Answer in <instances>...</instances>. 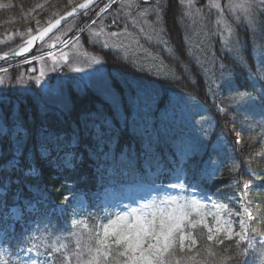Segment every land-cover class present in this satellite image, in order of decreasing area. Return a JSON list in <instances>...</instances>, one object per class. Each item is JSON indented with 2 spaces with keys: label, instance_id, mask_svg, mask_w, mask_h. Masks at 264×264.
Masks as SVG:
<instances>
[{
  "label": "trees",
  "instance_id": "1",
  "mask_svg": "<svg viewBox=\"0 0 264 264\" xmlns=\"http://www.w3.org/2000/svg\"><path fill=\"white\" fill-rule=\"evenodd\" d=\"M80 1L12 0L11 5L0 8V53L18 45L28 35ZM149 1L145 4L144 0H139V5L136 8L127 7L131 8L128 11L123 10L126 6L121 9V4L111 7L113 11L121 10L120 23L131 29L136 27L129 20H134L139 14L148 24H156L158 34L153 33L152 29L143 37L138 34L136 49L139 51L104 47L91 42L85 32L82 35L86 48L103 60L112 85L116 88L113 95L122 96L126 101L119 114L111 107L107 92H102L94 85L86 84L80 88L74 85L71 78L63 83L65 76L55 74L62 83L53 88L56 77L51 73V83L43 88L27 76V73L34 74L27 63L2 73L7 76V86L0 93V117L11 131L19 123L27 129L17 156L19 166H8L7 169L0 167V225L8 230L5 242L14 251L21 245L59 251L56 257L57 263H60L62 257L59 256H63L64 249L62 239H57L56 231L66 230L67 227L52 211L57 204L84 193L89 205L97 209L104 188L137 180L170 185L179 176L183 177L188 189H197L224 201L240 193L244 182L249 184L243 197L251 213L247 226L254 248L250 251L256 253L255 264H264V132L256 128L254 117L247 113L235 95L236 92H251L258 97L257 102L260 101L258 103L264 106V98L260 95L264 88V63L259 65L255 57L259 53L264 56V11L259 16L254 32L241 26L237 28L239 43L234 51L227 48L216 53L207 44L209 39L214 42L208 32L196 34L197 27L211 30L206 25L212 22L205 15L207 0L197 2L204 17L202 24L196 23L189 14L184 3L187 0H183V6L178 0H159L163 15L157 22L155 13H143L144 5L156 7L154 0ZM103 3L104 0L68 22L54 35L68 28H79L85 23V17L94 13ZM29 28L32 29L31 33ZM221 61L225 63L238 91H228L222 81L217 79ZM35 72L40 73L38 66ZM117 74L133 85L123 84ZM74 75L75 78L79 77L76 73ZM19 77H23V82H20ZM253 77L258 80L254 91ZM142 84H150L148 88L155 96L154 108L148 114L141 111L135 98L139 90L135 92L134 85ZM174 93L196 97L207 106L216 120L207 139L205 152L201 155L203 149L198 147L183 161L173 147L174 141L149 134L151 125L148 120L145 121L147 116L150 118L161 110H168L172 102L171 94ZM97 113H102L104 118L121 128L118 143L110 149L104 147L103 151L108 153L106 156L96 150L94 140L87 133H82L79 140H74L76 146L67 145L63 150L73 152L72 165L60 163L59 156L54 159L55 151L42 154L38 147L42 128L71 142L73 130L82 129L84 123L95 119ZM125 115L128 116L127 128L122 126ZM143 124L146 127L141 130ZM221 135L227 136L228 144L233 147L225 152H220L218 148L210 150ZM12 136L8 132L0 137V166L13 157V145L18 137ZM176 138L175 132L173 139ZM167 155H172V158H167ZM217 160L220 162V166H217L219 171L214 177L212 175V178L206 179L208 177L202 176L203 164L209 166ZM32 167L37 173L25 171ZM237 180L240 184L236 183ZM35 200H40L38 211L25 210L23 213L26 222L36 218L39 223L36 235H31L30 225L25 230V223L13 221L6 215L11 207H25ZM207 235L203 225L192 229L191 236L196 243L183 251L178 250L175 259L180 264H242L238 252L244 248L243 243L238 248L236 239L218 237L208 241ZM219 240H223V244L218 243ZM209 250L213 255L209 254ZM247 264H253L252 258H248Z\"/></svg>",
  "mask_w": 264,
  "mask_h": 264
},
{
  "label": "rangeland",
  "instance_id": "2",
  "mask_svg": "<svg viewBox=\"0 0 264 264\" xmlns=\"http://www.w3.org/2000/svg\"><path fill=\"white\" fill-rule=\"evenodd\" d=\"M157 2V0H154L155 6L157 5ZM197 2L198 0H187L184 3L193 20L196 23L202 24V22H204V17L201 9L197 5ZM109 3L110 0H104V3L101 4L94 13L85 17V23L79 28L75 30H73V28V31L68 28L67 31L54 35L50 41H48V44H45L40 48L39 54L42 56H36L31 59L30 62H27L30 72L34 73L33 75L27 73V76L31 78L32 81H34L33 78L39 77L40 73L37 74L35 72L38 66L40 71L43 70L45 74L40 78V83L36 84L42 86L43 88H47V85L51 83V73H53L55 77L56 75L62 74V76H65L63 83H66L67 80L71 78L74 85L80 88L84 87L86 84H91L92 86L94 85V87L100 88L102 92H107V94L111 97L116 88L114 89V86L112 85L113 83L109 78L101 57L86 48L82 39L83 33L85 32L87 34L86 38L93 43H97L102 46L107 44L110 48L130 51L137 50L136 44L139 42V37H143L150 29H152L153 33L156 32L158 34V29L156 28V24H148L141 14H139L138 17H134V20H129V22L136 27L135 29H131L126 24L120 23L119 19L121 17V10L113 11L111 8L121 4V9L126 6L123 10L128 11L131 8L127 7L136 8L139 5V0H111V6L108 7L106 11L101 13V9H104ZM241 3H244L246 6H251L254 10V15L251 13H245V11L239 7L229 8L230 4L238 5ZM11 4L12 0H0V8L5 6L8 7ZM216 4H219L223 11L217 9L215 7ZM153 7L154 6L152 5H144L143 13H145L146 9H151ZM263 11L264 0H207V13H205V15L207 20H212V22H209V24L206 25L210 27L211 30H203L201 27H197L196 34L202 35L203 31L208 32V36L211 35L214 42L209 39L207 44L216 53H220L227 48L234 51L239 43L236 31L237 28L241 26L247 28L248 31L254 32L256 30V23ZM149 12L151 11H148L147 13ZM90 17L92 18L90 19ZM114 19L116 21L115 24L112 23ZM93 20L96 22L92 23ZM125 29H127L126 32L124 31ZM141 29H143V31H141ZM113 32H116L117 35L111 36L110 34ZM138 34L141 35L138 37ZM217 38H219V40ZM64 41H67V46H65ZM215 43L217 44L215 45ZM137 51H139V49ZM49 53H51V55H49ZM65 56L67 57L66 63L64 62ZM255 57L259 65L264 63V56L261 53L257 54ZM237 58H240V60L242 59L239 56ZM53 67L56 68L55 71L52 70ZM77 67L82 68L83 70L79 72L75 71L74 69ZM62 68L65 69V72ZM33 69H35V71H33ZM226 69L227 67L225 63L221 61L219 64L217 79L222 81V78L230 77ZM66 73H68V75ZM74 73L78 74L79 77L75 78V75L72 76ZM6 77V75L0 73V78L4 81V83L0 85V93H2L7 86ZM118 77L123 84L128 83L123 77L119 75ZM212 77L214 79L213 75ZM60 81L61 79L57 80L56 77L53 83V88H56V85L61 84L62 82ZM128 84L133 85L130 82ZM149 85L150 84L134 85L135 92L139 90L138 93H135L137 94L135 98L138 103V107H140L142 112H147V114L154 108L156 102L154 100L155 96L152 93V90L148 88ZM26 87L27 89H32L30 86ZM241 93L247 92H236L235 95L238 97V101L243 107L245 105L247 110L254 114L260 110L258 108L259 106L264 112V107L256 105V103L246 102L242 99L240 95ZM173 98L174 104L171 108H168L166 111L161 110L158 112V115L151 116L150 118L147 116L145 121L148 120V123L151 125L149 134H153L156 138L163 137L167 140L172 139L174 141L173 147L176 152L178 151L180 160L183 161L193 149H196V144L203 147L206 146L205 139H208V136L212 131L214 121L211 113H208L206 106L195 97L177 94L173 95ZM236 105L239 106L238 103H236ZM153 114H156V112H153ZM257 115L260 117L262 124V128L259 127L258 129L264 131V115H261L260 113ZM139 121L141 122L143 119H139ZM145 127L146 126L144 125L141 130L145 129ZM0 128H7L8 130V127L3 122L1 117ZM176 131L177 133L181 131H188L189 133L194 132L195 135L192 138H183L180 134H177V138L173 139V134ZM13 135L16 136V127L13 128ZM165 142L167 141L165 140ZM225 146L226 144L224 140L218 139L212 150L216 147L223 149ZM166 151H168V149ZM181 152H183L184 155H181ZM167 158L171 159L172 155H167ZM69 159L70 156L67 158V161ZM216 165L217 163L212 162L210 167L215 169ZM206 169L207 167L203 169L204 174L210 175V171ZM169 197L178 198L181 204H183L186 200L200 201L205 206L202 210L203 213L206 214L205 222L208 226L213 228L214 238L219 235L225 236L223 231L219 234L215 233V228L217 227L216 218L221 220L222 223L220 227L222 228H226L228 224H231L234 233L240 231V219H245L247 223L248 216L243 215L245 206L243 198L241 199L239 194L234 198V204L230 205L227 202L215 200L205 196L196 190H192L188 193L185 190V187L180 188L165 186L161 188V186H152L149 183H143L142 181L126 183L118 189L111 190V194H104V198L102 200L104 205L101 208L102 210L95 209L94 211L83 213V208L81 209V206L84 205L83 201H76L71 208L68 206L58 207V212L63 217L69 219V222L66 223H68L70 230L63 229L61 231H56L57 239L61 238L62 243L70 241L73 249V251L63 254L62 258L64 260V264H79L77 256L74 255V253L77 252H83L84 255L82 259L87 258L86 245L90 243V237L97 230V226L100 223H107L106 220L100 219L104 217L106 213H111V218L114 219L117 214L131 212L132 209H141L142 205L152 204L153 202L159 204L162 199ZM214 204H227L228 207L217 209L213 207ZM35 206L36 204H33L31 206L32 209L35 208ZM215 213H219V216L214 218L213 214ZM10 214L14 220H18L21 218L22 210L20 207L15 206L11 209ZM193 218L199 219V217H196L195 215H193ZM85 225L87 227H85ZM188 228L191 227H186L185 233H189L187 230ZM4 236L5 232L0 230V264H25V262L29 260H35L36 264H55L53 262V259H55L54 253L43 255L32 247L22 248L24 250L21 249L17 255H14L13 258H11L10 250L3 242ZM233 238L236 237L234 236ZM77 243L80 245L79 248H77ZM189 243L190 240L185 239V246L189 245Z\"/></svg>",
  "mask_w": 264,
  "mask_h": 264
},
{
  "label": "snow or ice",
  "instance_id": "3",
  "mask_svg": "<svg viewBox=\"0 0 264 264\" xmlns=\"http://www.w3.org/2000/svg\"><path fill=\"white\" fill-rule=\"evenodd\" d=\"M178 2L183 6V0H178ZM92 0H87V3H81L77 7H72L71 11L67 12V16H73L78 12V9H88ZM145 4H148V0H144ZM111 6V0L104 9H101V13L106 11L108 7ZM215 7L220 11L219 4ZM239 7L242 8L245 13H251L254 15V10L251 6H246L244 3L238 5H229V8ZM148 11L155 13L156 21L159 22L161 16L163 15L162 5L157 2L156 7L151 9H146L145 14ZM66 17L61 16L55 20L53 23L49 21L47 28L39 32V39L43 40L44 36L60 24L61 20ZM96 21L93 20L92 23ZM113 24L116 23L115 19L112 21ZM39 24V21H37ZM31 33L32 29H28ZM125 32L127 29L124 30ZM143 31V29H141ZM163 29H161V32ZM111 36H116L117 33L113 32ZM37 39L36 36H32L30 39L26 40L24 45L14 49L11 53L5 52L0 55V60H6L14 58L17 55H22L23 53L30 51L34 41ZM65 46H67V41H64ZM104 47H108L107 44ZM51 55V53H49ZM27 60V57H25ZM30 62V61H29ZM64 62H67V57L65 56ZM98 62V61H97ZM55 63V61H54ZM55 71V67L52 68ZM75 71H82V68H75ZM6 71V69H4ZM35 71V69H33ZM44 71H40V76L33 78L35 83H40V78L44 76ZM20 82H23V77H19ZM4 83L3 79L0 78V85ZM222 83L228 89V91H238V88L234 85L233 79L231 77L222 78ZM255 83H258L255 77H253V91L255 90ZM242 99L246 102L255 103L256 98L251 92L241 93ZM261 98H264V88L261 90ZM111 107L113 110L119 114L124 108L126 101L122 96L111 95ZM123 128H127L128 116L125 115L122 118ZM16 136L18 139L13 145V158L6 162L5 165L0 166L7 169L8 166L16 168L19 166L17 160V154L20 153L22 147L23 134L27 132V129L22 123L16 126ZM121 131L120 127L104 118L102 113H97L95 119L90 122H85L82 129L73 130L71 136L73 140H79L82 137V133H87L95 142L96 150L103 155L108 153L104 152L103 149L107 146L109 149L112 145L118 143V136ZM8 134L7 128H0V137ZM68 139H62L59 135H53L46 128H42L40 131V139L38 141V147L42 151V154H48L50 151H63L66 149ZM181 155H184L181 152ZM219 169L217 168L213 172V177ZM212 178V177H210ZM183 177H177L176 183L171 184V187L184 188L185 185L180 181ZM240 184V181H236ZM249 184L244 182L242 185V190L239 193L240 198H243L244 193L249 189ZM230 201L231 197H227ZM204 205L198 200H186L183 204L180 203L179 199L176 197H169L162 199L159 204L153 202L152 204L142 205L141 209H132L131 212L124 214H117L115 218H111V213H106L104 217L100 218L106 220L107 223H100L97 226V230L90 237V243L86 245L87 248V258L82 259L83 252L74 253L77 256L79 264H180L179 260L175 259L176 252L183 251L185 248L184 241L189 239L191 245L196 243V240L191 237V233H185L186 227L196 228L198 225L203 224L207 228V240L212 241L214 238V230L212 227L208 226L205 222L206 214L203 213ZM214 208H227V204H214ZM193 215L199 217V219H194ZM214 218L219 216V213L213 214ZM244 216H250L251 213L248 212L247 208L244 209ZM221 220L216 218L217 227L215 228V233L219 234L221 231L224 232L225 238L232 240L236 237L237 247L244 244V248L240 249L238 255L242 258V264H247L248 258H252L253 264L256 261V253L250 251L254 248L252 245L251 238L249 237V228L246 224L245 219L239 220V232H233L231 224H228L226 228L220 227ZM227 223V222H225ZM85 227H87L85 225ZM223 240H219L218 243L223 244ZM189 245V247L191 246ZM80 245L77 243V248ZM24 250V249H22ZM209 254L213 255L211 250ZM70 259V258H66ZM189 259H194L189 257ZM25 264H36L35 260L26 261Z\"/></svg>",
  "mask_w": 264,
  "mask_h": 264
},
{
  "label": "water",
  "instance_id": "4",
  "mask_svg": "<svg viewBox=\"0 0 264 264\" xmlns=\"http://www.w3.org/2000/svg\"><path fill=\"white\" fill-rule=\"evenodd\" d=\"M99 1H100V0H92V3L89 5V8L92 7L94 4H96V3L99 2ZM81 3H87V0H83L82 2L76 4V5L73 6V7H77V8H78L79 4H81ZM89 8H88V9H89ZM71 9H72V7L69 8L68 10H66L65 12H63L62 14H60L59 16H57L55 19L52 20V22L54 23L55 20L58 19L59 17H61V16H65V17H66L64 20H61V22H60L59 25H57L56 27L52 28V30H51L50 32H48V33L44 36L43 40H40V39H39V32H40V31H43L44 28H47L48 25H49V23H48L47 25H45L42 29H40L38 32H36L35 34L32 35V36H36L37 39L34 41V44H33V46H32V48H31L30 51H27V52L23 53L22 55H17V56H15L14 58H11V59L0 60V65H2V64H7V63H11V62H15V61H20V60L25 59V57L30 56L31 54H33V53L37 50V48H38V47H39V46H40L45 40H47V39H48V38H49V37H50V36H51V35H52L57 29H59L62 25H64L65 23H67L68 21H70L71 19H73L74 17L78 16L79 14H81V13L85 12L86 10H88V9H78V12L75 13L73 16H67V15H66L67 12L71 11ZM32 36H30V37L27 38L26 40L30 39ZM26 40L23 41L22 43H20L19 45H17L16 47H14V48H12L11 50L6 51V52L11 53L14 49H17V48L21 47L22 45H24V43L26 42ZM4 53H5V52H4ZM4 53H2V54H0V55H3Z\"/></svg>",
  "mask_w": 264,
  "mask_h": 264
}]
</instances>
